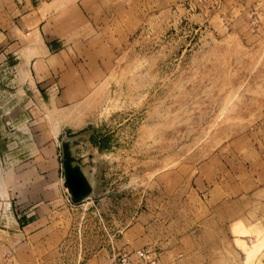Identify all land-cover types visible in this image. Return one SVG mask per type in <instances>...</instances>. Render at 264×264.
Wrapping results in <instances>:
<instances>
[{
    "label": "rangeland",
    "instance_id": "obj_1",
    "mask_svg": "<svg viewBox=\"0 0 264 264\" xmlns=\"http://www.w3.org/2000/svg\"><path fill=\"white\" fill-rule=\"evenodd\" d=\"M140 250L264 264V0H0V264Z\"/></svg>",
    "mask_w": 264,
    "mask_h": 264
},
{
    "label": "water",
    "instance_id": "obj_2",
    "mask_svg": "<svg viewBox=\"0 0 264 264\" xmlns=\"http://www.w3.org/2000/svg\"><path fill=\"white\" fill-rule=\"evenodd\" d=\"M66 180L75 200L84 199L90 195L92 188L78 167H74L70 159L65 162Z\"/></svg>",
    "mask_w": 264,
    "mask_h": 264
},
{
    "label": "built area",
    "instance_id": "obj_3",
    "mask_svg": "<svg viewBox=\"0 0 264 264\" xmlns=\"http://www.w3.org/2000/svg\"><path fill=\"white\" fill-rule=\"evenodd\" d=\"M149 262L157 264V254L150 250H140L135 254L125 253L113 264H145Z\"/></svg>",
    "mask_w": 264,
    "mask_h": 264
}]
</instances>
